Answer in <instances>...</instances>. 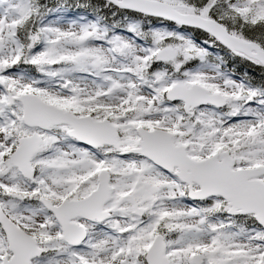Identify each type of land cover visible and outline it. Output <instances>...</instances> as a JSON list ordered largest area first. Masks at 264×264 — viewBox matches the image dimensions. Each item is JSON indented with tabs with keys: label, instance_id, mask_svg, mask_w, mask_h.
<instances>
[{
	"label": "snow or ice",
	"instance_id": "1",
	"mask_svg": "<svg viewBox=\"0 0 264 264\" xmlns=\"http://www.w3.org/2000/svg\"><path fill=\"white\" fill-rule=\"evenodd\" d=\"M0 264H264V0H0Z\"/></svg>",
	"mask_w": 264,
	"mask_h": 264
}]
</instances>
